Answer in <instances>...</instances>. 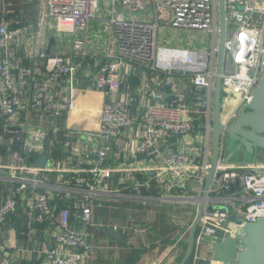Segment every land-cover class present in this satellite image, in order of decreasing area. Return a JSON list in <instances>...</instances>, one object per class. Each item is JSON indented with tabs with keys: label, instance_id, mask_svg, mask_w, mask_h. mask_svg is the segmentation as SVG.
I'll list each match as a JSON object with an SVG mask.
<instances>
[{
	"label": "built area",
	"instance_id": "1",
	"mask_svg": "<svg viewBox=\"0 0 264 264\" xmlns=\"http://www.w3.org/2000/svg\"><path fill=\"white\" fill-rule=\"evenodd\" d=\"M149 4L152 17H141L139 14L146 12ZM157 4L166 10L167 16L160 14ZM101 9L102 18L106 17L111 29L112 46L94 73L95 87L103 96L98 126L81 130L95 136L98 143L94 156L86 153L77 165L64 167L50 166L47 157L44 166L38 167L34 161L46 155L48 133L56 135L62 130L55 125L56 120L79 108L76 100L58 97L54 87L62 77L71 78L74 71L63 46L69 42L75 53L85 55V39L74 37L64 42L61 37L63 33L86 32ZM224 10L221 93L237 97L231 109L222 103L221 124L227 127L251 99L261 77L264 0H224ZM158 19L167 23L160 24ZM165 25L209 34V48L159 44L158 36L163 37ZM218 40V0H0V125L5 133H10L5 141L0 135L8 158L5 163L0 161V168L6 170L4 177L0 176L5 182L4 192H0V225L20 210L28 224L37 222L51 229L53 245L43 250L39 264H81L90 256L94 249L90 242L93 210L108 196L119 194L118 187L110 184L115 173H126L120 179L121 185L129 179L135 188L153 185L158 190L156 197L163 200L177 195L180 188H193L196 182L197 193L185 198L203 199L211 158ZM38 58L44 67L40 77H36ZM138 66L144 72H154L162 91L165 88L170 95L165 102L141 98L132 112L135 97L129 76ZM179 75L186 76V87ZM121 86L123 90L119 92ZM188 87L199 97L194 102H188ZM149 89L153 97H162L152 84ZM33 112L45 118L48 126L34 124ZM197 119L201 120L202 137L192 134ZM136 121L140 126H133ZM71 132L66 133L67 137H71ZM124 135L126 163L113 157L116 144L112 139L121 145ZM173 137L192 150L168 148ZM225 137L222 131L221 158ZM14 144L17 148L12 147ZM65 144L71 147V141ZM32 153L36 157L29 161L27 156ZM109 157L116 163H108ZM144 160L148 163L144 164ZM262 166L232 162L217 165L204 198L205 209L195 234L197 244L233 236L235 228H239L235 236L239 239L244 224L264 217ZM42 171H55V181L49 182L47 174L40 175ZM139 173L143 178H139ZM235 181L237 189L221 193L223 186ZM61 199L66 203L60 205ZM72 207L77 210L76 221L71 220ZM131 226L127 227L146 231L144 227ZM0 264H12L11 256H1Z\"/></svg>",
	"mask_w": 264,
	"mask_h": 264
},
{
	"label": "crops",
	"instance_id": "2",
	"mask_svg": "<svg viewBox=\"0 0 264 264\" xmlns=\"http://www.w3.org/2000/svg\"><path fill=\"white\" fill-rule=\"evenodd\" d=\"M146 12L139 14L141 17H152L153 10L149 4ZM158 10H162L157 4ZM165 10V9H164ZM138 15V17H139ZM100 18V17H99ZM104 24V32H97L96 25ZM160 24H164V19H158ZM173 38L164 39L160 35L159 44L167 46H180L182 37L178 31L181 29L171 28ZM185 32L192 30L182 29ZM202 33V32H201ZM204 34V33H203ZM81 38L85 39V55L75 53L69 42L63 46L66 56L74 67L71 78L62 77L54 87V92L58 97H67L76 100L79 108L68 114L60 116L55 125L60 126L62 130L54 135L51 132L45 140L47 163L52 167H64L77 165L86 153L94 156L97 147V141L94 137L88 136L81 130L95 129L98 126L99 109L103 100L101 91L97 90L94 84V73L98 66L105 60L106 52L112 46L111 29L105 18L93 20L86 32H81ZM170 42V43H169ZM177 43L178 45H173ZM191 44V38L188 45ZM192 48V47H183ZM40 63L36 66V77H40L44 73V67L41 59H37ZM181 84L187 86V78L179 75ZM129 82L134 91L135 102L131 106L132 112L136 111V107L140 103V99L144 98L150 102H165L170 93L163 89L161 98H155L150 94V86H157L160 80L154 72L139 71L135 73V68L129 76ZM145 84V86H144ZM123 88L120 87L119 92ZM188 102H194L199 97L191 93L190 87L187 88ZM200 93V92H198ZM162 94V93H161ZM34 124H43L48 126L45 118L32 113ZM133 126H140L138 121ZM80 130V132H76ZM72 131V132H71ZM71 132V137H67L66 133ZM203 128L201 120H195V128L192 134L201 133ZM0 135L4 141L7 138L4 132V126L0 125ZM71 141V147L66 146V141ZM116 144L114 160L126 163V142L127 136L121 145ZM0 142V146H2ZM195 145V144H194ZM196 146V145H195ZM168 148H176L191 151L190 146L187 148L173 137L168 143ZM126 152H125V151ZM71 157H69L70 152ZM0 161L5 163L8 158L0 151ZM107 162L114 164L109 157ZM148 162L144 160V164ZM47 174L49 182L55 181V171H42L40 175ZM5 174L0 173L1 177ZM126 177L125 172L115 173L110 179L113 187H118L119 194L117 196H108L101 206L95 207L92 218L93 225L90 227V242L93 244L89 257L85 258L81 264H179L184 256L187 243L186 239L189 234L190 224L193 221L199 208V200H187L185 196L195 195L197 183L193 182V188L177 190V195L170 196L168 199H158V190L153 185L150 188H135L133 182L129 179L120 184V179ZM139 178H143V174L139 173ZM4 180L0 179V192H4ZM45 187V186H43ZM145 195V197H143ZM142 197V198H141ZM66 201L61 199L59 204H65ZM71 220L76 221L77 210L72 207ZM144 227L145 232H139L135 229L128 228ZM114 228L124 239L123 242L115 240L108 235V228ZM189 228V229H188ZM239 228H235L234 237L237 235ZM182 232L184 235L182 236ZM52 230L45 229V224L33 222L28 224L24 215L18 210L6 221L0 225V257L6 254L11 256L12 264H39L46 247L53 245ZM185 264H221L219 261L212 259L209 244L206 242L196 243L191 256Z\"/></svg>",
	"mask_w": 264,
	"mask_h": 264
},
{
	"label": "water",
	"instance_id": "3",
	"mask_svg": "<svg viewBox=\"0 0 264 264\" xmlns=\"http://www.w3.org/2000/svg\"><path fill=\"white\" fill-rule=\"evenodd\" d=\"M218 15H219V40L217 49V59L214 77L213 88V115H212V136H211V158L209 168L205 177L202 197L199 208L193 221L190 224L189 234L186 239L187 249L179 264H185L191 256L195 245V234L198 228L199 220L205 209V200L208 189L214 178L217 165L219 163H247V164H264V56L262 73L260 80L255 86L251 99L246 103L244 108L236 115L233 121L224 127L221 124V109H222V93H221V73L223 68L224 57V40L226 33L225 26V10L224 0H218ZM53 43V38H50V44ZM141 71V66L135 68V73ZM149 76V72H146ZM158 93H162V84L157 86ZM32 90V87H31ZM7 128H17L20 126L6 125ZM225 131L226 139L234 145V151L237 152L240 148L243 151H254L263 161H257L255 158L251 161L246 160H230L229 157L221 158L220 137L221 132ZM10 135L9 132L5 136ZM232 143V144H233ZM25 152V151H23ZM258 157V156H257ZM47 160V156L42 154L34 164L38 167H43ZM264 170V166H262ZM0 173L6 174V170L0 168ZM238 188V181L229 183L221 188V193H228ZM210 206H208V209ZM230 219H234L233 216ZM239 223V222H238ZM243 235L237 239L234 236L227 235L217 240H205L209 244L212 259L219 261L221 264H264V217L258 218L253 222H248L243 226ZM108 235L118 241L123 242L124 239L116 229L110 227L107 230Z\"/></svg>",
	"mask_w": 264,
	"mask_h": 264
},
{
	"label": "rangeland",
	"instance_id": "4",
	"mask_svg": "<svg viewBox=\"0 0 264 264\" xmlns=\"http://www.w3.org/2000/svg\"><path fill=\"white\" fill-rule=\"evenodd\" d=\"M148 9L149 8H147V10ZM103 13H104V10L101 9L100 13L98 14V17L96 19H101ZM160 14H162L163 16L168 15L166 10H164V9L160 10ZM104 18H106V17H104ZM93 20H95V19H93ZM93 20L89 22L88 29H89L90 24L93 22ZM104 23H105L104 21L102 23L97 22V25H96L97 32H101V31L104 32L105 31L104 30V25H105ZM166 23L167 22H165V24ZM166 26L167 25H165V27L163 29V32H164L163 37L165 39H171V38H173L174 34L171 31L172 29L169 26H167V27ZM178 34H179V36L182 37V42H181L180 46L192 47V48L196 47L199 49H208L209 48V40H208L209 34L204 35L203 33H201L198 30H192V32H185V31H182V29L178 31ZM74 37H80L81 38V32H77L75 34L63 33L61 39H63V41L66 42L67 40H72ZM160 37L161 36L159 35L158 36V43L160 42ZM190 38H191V44L188 45V41ZM172 44L178 45L177 43H172ZM61 45H62V42H61ZM221 100H222L223 105H225L226 109H231L236 104L237 97L234 94H229V95L222 94ZM232 143L229 140H227L226 138L224 139V148H223L224 149V156L228 157L230 154H232L229 157L230 160L251 161L255 158L257 161H263L259 157L260 155L258 153H257V155H255L254 151L246 152V151H243V148H240L239 151L235 152L234 151V145H236L237 142H235L233 144Z\"/></svg>",
	"mask_w": 264,
	"mask_h": 264
},
{
	"label": "trees",
	"instance_id": "5",
	"mask_svg": "<svg viewBox=\"0 0 264 264\" xmlns=\"http://www.w3.org/2000/svg\"><path fill=\"white\" fill-rule=\"evenodd\" d=\"M17 146H18L17 144H14L12 147L13 148H17ZM0 151L4 153L5 146H3V145L0 146ZM35 157H36V154H34V153H32V154H30V155L27 156V158H28L29 161H32V159H34Z\"/></svg>",
	"mask_w": 264,
	"mask_h": 264
}]
</instances>
